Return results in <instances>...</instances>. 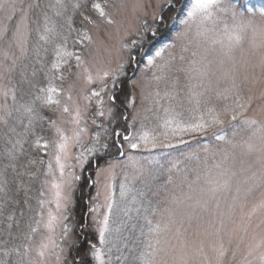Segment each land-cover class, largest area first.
Segmentation results:
<instances>
[{"label":"snow or ice","instance_id":"snow-or-ice-1","mask_svg":"<svg viewBox=\"0 0 264 264\" xmlns=\"http://www.w3.org/2000/svg\"><path fill=\"white\" fill-rule=\"evenodd\" d=\"M178 3L162 0L161 12L152 16L151 24L145 22L130 43L121 44L128 58L114 70L96 67L94 75L93 65L102 61L93 57L89 63L87 58L94 42L91 31L116 23L108 10L109 0H92L90 10L88 0H71L70 5L69 0L27 4L0 0V217L6 224L0 229V264H50L52 258L55 264H224L230 250L236 258L254 216L259 217L255 227L260 231H252L240 264H264V198L245 211L252 193L264 189V118L247 115L254 101L264 102V92L254 96L248 77H240L241 69L248 67L264 72V8L257 10L260 22L252 9L247 11L253 16H245L225 0H188L179 16L164 13L165 8L180 12ZM77 14L79 28L74 26ZM170 21L181 27L170 42H164L172 30ZM69 41L75 51L69 50ZM154 42L161 46L152 48ZM248 55L256 58L255 64L248 63ZM137 57L146 61L152 75L141 86L140 101L145 106L135 110L127 124L132 131L113 130L109 135L108 128L98 125L103 131L89 137L83 126L88 107L82 110L71 94L75 81L82 77L88 84L99 82L100 90L85 99L96 98L94 116L113 118L112 107L105 113L101 94L107 92L109 102L125 111L135 109V92L119 104L117 97L120 77L126 75L127 66L140 63ZM70 79L67 89L57 86V81L62 85ZM44 109L68 115L71 135ZM259 111L264 114V103ZM123 119L127 121L128 115ZM45 123L56 137L52 147L59 175L49 160L42 184L50 198H43L42 188L36 208L29 205L32 215L20 230L16 196L24 188L23 203L29 204L23 177L38 178L40 169H31L44 161L32 158V151L49 149V140L41 135ZM92 123L96 124L94 118ZM197 136L208 140L195 150L174 157L164 151L145 157L151 165L147 172L132 154L142 148L179 149L189 144L185 137ZM125 143L132 150L127 152L126 165L131 173L125 171L117 184ZM73 148L80 150L73 154ZM113 149L118 158L99 169L92 181L99 185L100 174L107 173L103 203L98 202L102 195L98 188L89 208L96 214L98 244L87 242L88 251L69 260L70 247L78 243L71 238L67 222L81 179L75 169H83L90 158L112 156ZM24 215L21 210L19 216Z\"/></svg>","mask_w":264,"mask_h":264},{"label":"rangeland","instance_id":"rangeland-1","mask_svg":"<svg viewBox=\"0 0 264 264\" xmlns=\"http://www.w3.org/2000/svg\"><path fill=\"white\" fill-rule=\"evenodd\" d=\"M33 0H25V4L27 3H32ZM230 2L235 9L238 12H243L245 13V16H253L256 22H260V16L257 10L264 8V0H225V3ZM103 3V2H102ZM188 3V0H179V3L177 7L180 9V12H176L172 9H163L164 13H166L167 16H179L181 13L184 12L185 10V4ZM161 5H162V0H109V11L112 14V17L116 21L115 24L108 25L106 23L101 24L98 29H93L91 31V35L93 37V44L91 47L88 49L89 56L87 57L89 60V63H92V58L93 57H99V59L102 61L101 64L99 65H93V74L95 75V69L96 67H107L110 69H116L118 64L121 62L125 61L128 58V53L121 48L122 43H130L132 39L135 38V33L138 29H140L145 22L151 24L152 22V16L156 13L161 12ZM247 9H252L253 13H249ZM170 12V13H169ZM93 18H96V13L94 12ZM171 25V31L168 33V39L164 42H170L174 37L176 32L180 30V25L178 22H173L170 21ZM153 46L154 48H157L160 45V42H154ZM76 47H80L79 45ZM245 48H247V45H245ZM72 51H75V48L72 49ZM179 49L177 48L175 52L178 53ZM137 59L140 60V63H135L133 62L131 65L127 66L125 71L126 75L120 78L126 79L129 82V89L133 93L135 92L136 94V105L135 109L131 108L130 112V121L132 118V115L134 114L135 110L141 109L145 105L141 103L140 101V96H141V86L142 84L149 80L151 78L152 72L145 68V63L142 58L137 57ZM247 60L249 64H255L256 63V58L248 55ZM73 67H75V61H72ZM133 69L135 71H133ZM245 76L248 77V88L251 89V92L254 96L259 97V95L264 92V72L261 71L259 67H248L247 69H241L240 71V77L243 79ZM132 81H139V83H132ZM72 82L71 79L69 81L57 84V86H62L65 89H67L68 84ZM120 84L118 85L119 88ZM221 87L224 85L221 84ZM109 87L111 88V81L109 80ZM161 88L164 87L163 82L160 85ZM99 91L100 90V85L99 82H94L93 84H88L82 77L78 80L75 81L74 86L71 90V94L73 96V101L77 104L80 105L81 109L83 110L86 106L88 107L87 113L85 114V124L83 126H86L88 128V136L90 137L93 130H95L96 124L98 121L101 119H106L107 117H97L94 116V113L96 112L98 105L96 103V98H93L91 101H88L85 99L86 96H89L90 93L93 91ZM105 103H104V111L107 113V109L109 107H112V103L109 102L108 100V95L107 92H104L101 94ZM264 102L261 101H254L252 107L249 109V112L247 115L253 116L257 119H262L264 118V114H262L259 109L261 107V104ZM51 113H53L51 111ZM96 120V124L94 125L92 123V119ZM52 119L57 120V123L59 126L64 127L67 131L68 134L71 135V129L72 125L67 123L68 120H70V117L68 115H59V114H54L52 115ZM227 127V126H226ZM228 128V127H227ZM215 131V130H212ZM56 139L54 130H50L49 140L50 146L49 149L47 150V155H46V162H45V171L47 170V163L49 160L52 161L53 164V170L58 176L59 173L56 170V165H55V160H54V149L52 147V142ZM189 140H194V146L193 150L197 149L200 146H203V144L208 140V137H200L197 136L195 139L192 138H185ZM198 139V140H196ZM126 155L124 157H119V163L120 167L116 169V183L118 184L123 178H124V173L125 171L131 173V168L126 167L128 164L127 161V152H130L132 150L127 149V144H124ZM80 149L79 148H73L72 152L73 154L77 153ZM154 150V149H153ZM152 150V151H153ZM151 151V152H152ZM144 152V153H142ZM132 154L137 158L139 165H141L145 171L147 172L151 167L150 165L148 166L145 157L149 156V151L144 150L143 148L140 150H136L132 152ZM144 155H146L144 157ZM116 158H111V159H105L103 161H96L94 168L90 169L89 171L76 168V174L79 175L81 178H85L86 180L88 179V188L86 190L90 191L91 187V197L88 198V207H92L93 203L95 202H90L91 198L96 196L97 190L101 191L102 195L99 198V203H103V191H104V184L106 182V177L107 173H101L99 180L100 183L99 185H93L92 181L97 179V171L102 168H107L108 163L110 160L117 159ZM254 159V158H253ZM72 163H75V160L73 159ZM44 179V177H43ZM51 179V177H49ZM78 184V182H77ZM42 188H44V191L46 192L45 199L50 198V193L48 192V189L42 185ZM77 188V187H76ZM77 190V189H76ZM75 190V191H76ZM75 191L73 192V203L75 200ZM261 198H264V189H257L252 193V195L249 197L248 200V205L245 211L249 210L254 203L259 201ZM73 203L69 205L70 211L71 208L73 207ZM53 210H55V205L53 204L51 206ZM122 207V206H121ZM105 209L101 208L100 212L102 213ZM69 215V214H68ZM96 215L95 213H88V222L87 224L89 225L86 227H81L79 231H75L74 228H72L71 232V238L75 239L82 236L85 238L84 242H92V243H97L98 244V233L96 230V225L93 221V216ZM119 216V212H118ZM240 217V212L237 211L236 213V220L239 221ZM69 223V221H67ZM259 223V217L254 216L252 219V230H250L249 236L245 239L243 243L240 244L239 250L237 252V256L235 259L232 258L231 255V250L229 251V254L227 258L225 259L224 264H240V260L242 255L246 252L247 250V244L251 238L252 231L259 232L260 230L256 228L255 226ZM70 224V223H69ZM93 230L91 233L89 230ZM59 232V229L57 230ZM89 232V233H88ZM95 232L96 234H94ZM86 234V235H85ZM89 236V239H88ZM97 238V239H96ZM236 247V241H233L232 248L234 249ZM206 251H209L207 245H206ZM170 259V257H169ZM50 264H55L54 258L50 261Z\"/></svg>","mask_w":264,"mask_h":264},{"label":"trees","instance_id":"trees-1","mask_svg":"<svg viewBox=\"0 0 264 264\" xmlns=\"http://www.w3.org/2000/svg\"><path fill=\"white\" fill-rule=\"evenodd\" d=\"M91 2L92 0H88V8L89 10L91 9ZM100 3L103 2V0H99ZM71 3V0H69V5ZM170 13V12H169ZM67 15L71 16L72 15V9L69 6ZM91 15H94V12H91ZM80 19L81 17L77 14L74 17V26L79 28L80 27ZM148 39L151 40L152 37L149 35ZM155 46H152V48H154ZM73 47L71 45V41H69V50L72 51ZM57 84H59V81H57ZM119 95L117 97V104H119L121 101L124 100V98L126 96H129L130 98V94L132 93L129 89V82L126 79L120 78V86H119ZM113 111H114V117L113 118H106V119H101L100 121L97 122L95 130H93V132L97 131V130H101L103 131V129H98V125H103L104 127L109 129V135H111V132L113 130L115 131H121L122 134L126 133L127 131H132V129H128L127 128V124L130 122V112L131 108L127 109L125 111V109L123 108V106L121 107H116L115 105H112ZM44 114L47 117H50L52 119V115L53 113H51V110L49 109H44L43 110ZM127 114L128 115V120H124L123 116ZM44 132L41 133V135H43L45 137V139L49 138V134H50V129L48 128L47 123L44 124ZM224 131L230 133L231 129L227 128L226 126L224 127ZM92 132V133H93ZM114 139H120L122 143H124L122 141L121 138H116L113 137ZM185 138H189V137H185ZM198 140V139H196ZM194 140H189V144L187 146L181 145L179 146V149H172V150H167V149H154L152 152H149V156L147 157H153V156H158L160 154V152L164 151V152H169L171 154V156H177L179 154L180 151H188V150H193V146H194ZM27 147V145H26ZM144 153V152H142ZM46 155L47 152H43V151H39V150H33L32 151V158H35L39 161V159H43L44 163L43 164H37L36 166L32 167V171H36V168L38 167L40 169V173L38 174V178L35 180H29L28 177H23V180L25 182L26 185H28V190H27V197L29 198V204L25 205L23 203L24 199L26 198V194H25V189L24 188H19L18 194L16 196V198L20 201V204L15 206V210L17 213V218H19L21 220V229L23 230L24 228V224L27 221L28 217L30 215H32V212L29 211V205H31V207L33 209L36 208V200L37 198H39V193L40 190L42 189V180H43V173L45 172V162H46ZM118 155V153L115 151V149H113V155L112 156H104L102 158L99 159H93L90 158V162L88 164H86V167L84 168V170H90L94 167V161H103L105 159H111V158H115ZM146 155H144L145 157ZM162 161L167 159V157H161ZM26 163V161H24ZM146 162L148 163L147 165L149 166V162L146 159ZM151 167V165H150ZM89 183L88 180H86L85 178H81L80 181H78V185H77V190H76V195H75V200L73 203V207L71 208V211L69 213V223L70 225L74 228L75 231H79L80 226H84L86 225L87 227V212L89 211V207H88V202H87V198L90 197L91 193V189L88 192L86 189L88 187ZM137 186L139 187L140 185L137 184ZM23 210L25 215L24 217H20L19 213L20 211ZM134 215V213H133ZM119 218L121 219H126L125 217H123L122 212H119ZM4 218L0 217V229H3L6 227V224L3 222ZM131 222H129L130 224ZM89 229V226L88 228ZM13 231L15 232L16 229L14 228ZM90 233L93 230H89ZM89 233V232H88ZM94 234H96L95 232H93ZM86 235V234H85ZM85 238L82 236L76 238V241L78 242L76 245H73L72 247H70L69 249V255H68V259L72 260L75 256L78 255H82L83 253H85L86 251H88V244H86V242H84ZM89 239V236H88ZM97 239V238H96ZM18 242V241H17ZM91 264V262H90Z\"/></svg>","mask_w":264,"mask_h":264}]
</instances>
